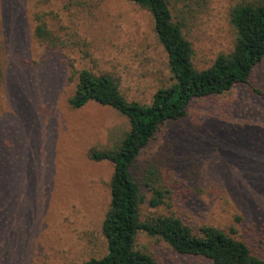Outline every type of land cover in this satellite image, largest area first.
Returning a JSON list of instances; mask_svg holds the SVG:
<instances>
[{"label": "rangeland", "instance_id": "obj_1", "mask_svg": "<svg viewBox=\"0 0 264 264\" xmlns=\"http://www.w3.org/2000/svg\"><path fill=\"white\" fill-rule=\"evenodd\" d=\"M257 0H168L206 69L232 51V9ZM61 41L35 37L36 17ZM0 264H84L107 253L102 223L113 164L92 150L118 146L128 120L89 103L73 110L77 74H109L128 101L150 104L173 84L151 14L124 0H0ZM132 175L141 219L175 216L197 232L223 230L264 263V61L247 85L195 100L161 127ZM151 183L168 192L148 206ZM154 264H211L139 233Z\"/></svg>", "mask_w": 264, "mask_h": 264}, {"label": "trees", "instance_id": "obj_2", "mask_svg": "<svg viewBox=\"0 0 264 264\" xmlns=\"http://www.w3.org/2000/svg\"><path fill=\"white\" fill-rule=\"evenodd\" d=\"M124 1L151 14L157 40L168 58L173 84L159 89L150 104H141L128 101L118 81L109 74L96 75L88 70L77 74L75 92L69 99L73 110L95 103L114 109L129 122V130L116 148L92 150L89 155L92 161L113 164L114 173L109 183L110 207L102 223L107 253L84 264H154L152 256L135 248L136 238L142 232L165 242L181 256L205 259L211 264H264L245 242L223 230L203 226L194 232L175 216L142 220L140 210L145 196L132 175L138 158L163 125L183 119L195 100L219 96L249 83L256 67L264 61V0L245 2L232 9L233 49L202 70L193 63V45L184 36L182 24L174 21L168 0ZM36 22L38 41L53 48L61 45L47 30L43 17L38 15ZM149 182L145 183L152 193L148 206L156 209L164 204L168 192Z\"/></svg>", "mask_w": 264, "mask_h": 264}]
</instances>
